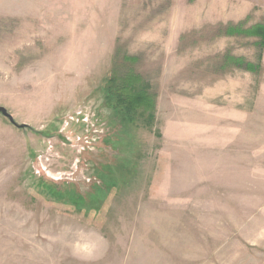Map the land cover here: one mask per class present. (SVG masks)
Wrapping results in <instances>:
<instances>
[{"label":"rangeland","instance_id":"obj_1","mask_svg":"<svg viewBox=\"0 0 264 264\" xmlns=\"http://www.w3.org/2000/svg\"><path fill=\"white\" fill-rule=\"evenodd\" d=\"M257 24L264 0H0V106L27 126L0 116V264H264V48L225 34ZM113 68L150 85V127L106 107ZM104 165L97 209L45 190L86 201Z\"/></svg>","mask_w":264,"mask_h":264},{"label":"trees","instance_id":"obj_2","mask_svg":"<svg viewBox=\"0 0 264 264\" xmlns=\"http://www.w3.org/2000/svg\"><path fill=\"white\" fill-rule=\"evenodd\" d=\"M239 33H244L247 36H253L256 38V46L264 48V24H257L248 30H239V27H229L225 34L227 36L237 35ZM262 48V49H263ZM260 59V57H259ZM127 63L128 60H131L129 64H132L135 59L124 58ZM243 62L241 59H232L229 58L226 60V66H240ZM259 65H248L247 70L255 72L256 68ZM103 92V101L111 111V113L121 122L123 125H134L139 120L146 119V123L149 122V127L151 126V117L154 112L155 103H154V94L151 91L150 85L144 81L143 77L138 74L132 68H128L123 72L120 68H113L110 76L105 82ZM101 175L99 176L102 186L97 190L92 196L88 197V200H84L80 195L68 192L61 193L55 188H47L45 190H51L50 197L60 202L63 200V203L69 202L78 210H81L85 206L97 209V206L101 202L100 199L107 196L110 191L119 186V182L122 180L116 179L113 175L114 171H111L109 165L102 166ZM127 169L123 167L122 170ZM128 170V169H127ZM117 181V182H116ZM102 194V195H100Z\"/></svg>","mask_w":264,"mask_h":264},{"label":"water","instance_id":"obj_3","mask_svg":"<svg viewBox=\"0 0 264 264\" xmlns=\"http://www.w3.org/2000/svg\"><path fill=\"white\" fill-rule=\"evenodd\" d=\"M0 116L7 119L8 122L13 125L14 127H17L19 129L26 128L27 126L24 124L17 125V123L14 122L13 117L7 112V110L4 107L0 106Z\"/></svg>","mask_w":264,"mask_h":264}]
</instances>
